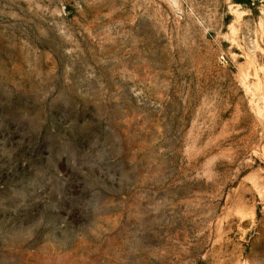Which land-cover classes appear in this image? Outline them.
Wrapping results in <instances>:
<instances>
[{
  "label": "rangeland",
  "instance_id": "374dc122",
  "mask_svg": "<svg viewBox=\"0 0 264 264\" xmlns=\"http://www.w3.org/2000/svg\"><path fill=\"white\" fill-rule=\"evenodd\" d=\"M0 0V264H264V0Z\"/></svg>",
  "mask_w": 264,
  "mask_h": 264
},
{
  "label": "trees",
  "instance_id": "16d2710c",
  "mask_svg": "<svg viewBox=\"0 0 264 264\" xmlns=\"http://www.w3.org/2000/svg\"><path fill=\"white\" fill-rule=\"evenodd\" d=\"M236 2L241 3V4L249 3L248 5L250 9H254V6L252 5L251 0H237Z\"/></svg>",
  "mask_w": 264,
  "mask_h": 264
}]
</instances>
